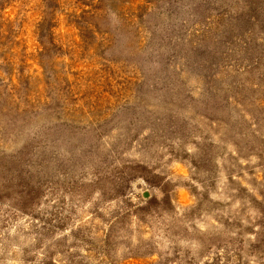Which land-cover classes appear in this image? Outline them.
I'll return each instance as SVG.
<instances>
[{
	"label": "rangeland",
	"instance_id": "rangeland-1",
	"mask_svg": "<svg viewBox=\"0 0 264 264\" xmlns=\"http://www.w3.org/2000/svg\"><path fill=\"white\" fill-rule=\"evenodd\" d=\"M0 264H264V0H0Z\"/></svg>",
	"mask_w": 264,
	"mask_h": 264
}]
</instances>
